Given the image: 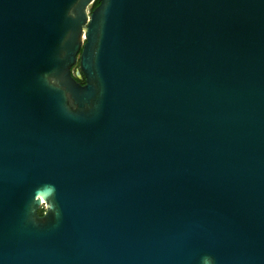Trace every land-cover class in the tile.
<instances>
[{
	"label": "water",
	"instance_id": "water-1",
	"mask_svg": "<svg viewBox=\"0 0 264 264\" xmlns=\"http://www.w3.org/2000/svg\"><path fill=\"white\" fill-rule=\"evenodd\" d=\"M94 1L0 0V264H264V0Z\"/></svg>",
	"mask_w": 264,
	"mask_h": 264
},
{
	"label": "clouds",
	"instance_id": "clouds-1",
	"mask_svg": "<svg viewBox=\"0 0 264 264\" xmlns=\"http://www.w3.org/2000/svg\"><path fill=\"white\" fill-rule=\"evenodd\" d=\"M56 187L54 184H44L35 190L34 203L38 202L44 209L52 212L56 217L59 216V209L55 203ZM201 264H215L214 258L210 255L201 257Z\"/></svg>",
	"mask_w": 264,
	"mask_h": 264
},
{
	"label": "trees",
	"instance_id": "trees-1",
	"mask_svg": "<svg viewBox=\"0 0 264 264\" xmlns=\"http://www.w3.org/2000/svg\"><path fill=\"white\" fill-rule=\"evenodd\" d=\"M98 2H99V0H95V1L93 2V4H92L91 8H94V7L98 4ZM77 79H78L80 82H82V83L85 82V78H84L83 75H82L81 78H80V77H77ZM39 212L42 213V212H43V208L39 209Z\"/></svg>",
	"mask_w": 264,
	"mask_h": 264
},
{
	"label": "rangeland",
	"instance_id": "rangeland-1",
	"mask_svg": "<svg viewBox=\"0 0 264 264\" xmlns=\"http://www.w3.org/2000/svg\"><path fill=\"white\" fill-rule=\"evenodd\" d=\"M79 65L78 62L75 64V66L73 67V70L76 71L78 69Z\"/></svg>",
	"mask_w": 264,
	"mask_h": 264
}]
</instances>
